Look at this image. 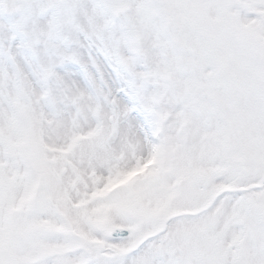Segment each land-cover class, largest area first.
<instances>
[{
  "label": "snow or ice",
  "instance_id": "1",
  "mask_svg": "<svg viewBox=\"0 0 264 264\" xmlns=\"http://www.w3.org/2000/svg\"><path fill=\"white\" fill-rule=\"evenodd\" d=\"M0 264H264V0H0Z\"/></svg>",
  "mask_w": 264,
  "mask_h": 264
}]
</instances>
